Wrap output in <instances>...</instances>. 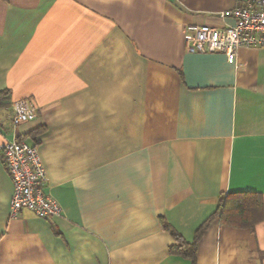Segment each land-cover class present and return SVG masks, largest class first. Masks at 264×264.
Wrapping results in <instances>:
<instances>
[{"label":"crops","instance_id":"1","mask_svg":"<svg viewBox=\"0 0 264 264\" xmlns=\"http://www.w3.org/2000/svg\"><path fill=\"white\" fill-rule=\"evenodd\" d=\"M243 1L0 0V144L37 148L62 209L10 219L0 157V264H189L165 226L191 242L226 193L264 209V47L229 63L183 35L230 25L219 13ZM20 99L36 117L12 127ZM196 258L264 264V220L211 222Z\"/></svg>","mask_w":264,"mask_h":264},{"label":"built area","instance_id":"2","mask_svg":"<svg viewBox=\"0 0 264 264\" xmlns=\"http://www.w3.org/2000/svg\"><path fill=\"white\" fill-rule=\"evenodd\" d=\"M219 17L229 19L231 24L222 29L206 25L185 27L183 35L188 53H221L229 63H235L239 48L264 47V0H244L219 13ZM35 117L36 107L30 100L12 103V127L31 122ZM0 157L13 187L10 219H16L22 211L46 220L61 216L59 204L43 191L47 175L35 146L17 140L1 143Z\"/></svg>","mask_w":264,"mask_h":264},{"label":"trees","instance_id":"3","mask_svg":"<svg viewBox=\"0 0 264 264\" xmlns=\"http://www.w3.org/2000/svg\"><path fill=\"white\" fill-rule=\"evenodd\" d=\"M6 99L7 93H0V106L5 103ZM39 132L40 130L35 131L32 135ZM215 220L222 226L252 231L258 223L264 220L261 195L253 192H235L220 195L217 199L215 211L195 230L191 242L185 241L172 227L165 226V230L171 234L175 242L169 248V253L187 260L189 264H197V244L209 224Z\"/></svg>","mask_w":264,"mask_h":264}]
</instances>
